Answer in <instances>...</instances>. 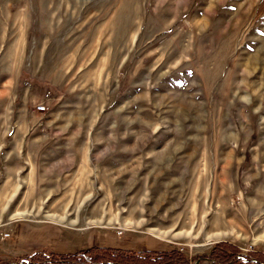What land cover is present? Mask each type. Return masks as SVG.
<instances>
[{"label":"rangeland","instance_id":"1","mask_svg":"<svg viewBox=\"0 0 264 264\" xmlns=\"http://www.w3.org/2000/svg\"><path fill=\"white\" fill-rule=\"evenodd\" d=\"M37 147L56 203L16 217L81 236L0 228V264L90 229L189 264L218 241L264 252V0H0V185Z\"/></svg>","mask_w":264,"mask_h":264},{"label":"crops","instance_id":"2","mask_svg":"<svg viewBox=\"0 0 264 264\" xmlns=\"http://www.w3.org/2000/svg\"><path fill=\"white\" fill-rule=\"evenodd\" d=\"M36 125L42 126L43 124L39 121ZM25 128L26 129L28 128V124H26ZM43 151L45 150H40V148L38 147L31 152L22 149L11 150L8 152L7 162L12 158H14V161L12 163H10L11 161H9L6 167H3V170L6 171V174L8 176L6 177V180L0 185V223H2V221L4 220L6 221L0 224V228L2 230L10 229L9 231L13 235L14 239L15 240L18 239V241L21 239V237H23L22 235L24 232L31 230L27 222L29 223L32 222L31 224L35 223L36 227L34 229H36L38 226H42L46 221L49 222L50 225H54L55 227H62L71 231L70 233L73 235L77 234L75 235L76 238L77 236H81L79 235L78 231H74L73 229L67 228L64 225L55 222L58 221L59 219L34 221L29 218L16 217V216H21V214H24L26 211H28L27 207L30 205L33 204L42 205L43 203H45V201L49 205H53V203H56L53 202L52 200L53 195L51 196V193H47L45 195L44 191L39 187V184L43 182L44 178H46L44 177V175H52L49 177H54L53 175L55 173L54 172L55 168L53 166L54 162L49 163L50 171L44 172V169L43 172L41 171L44 166H47V163L41 160L42 158L41 155L43 154ZM38 168L41 169L37 171L39 178L36 175L31 176V170L32 169L37 170ZM54 180L56 182L58 180V177H55ZM37 190L42 191L41 192L42 195L39 198H33L35 197L34 195H36ZM9 206H15V207H13L12 215H10L9 217L7 216L5 218V212ZM5 233L9 234L7 230H3L2 235ZM88 235H90L91 237V244H88V246L97 245L96 243H99L101 237H103L101 231H95L91 229L84 231V233L82 234V236H84L85 238ZM130 235L132 236L131 238L133 240H136L137 242L141 243L143 246L149 245V243H154L153 239H151L149 236H145L141 239H138L137 237H134V235L132 234ZM77 240L78 241L75 242V245L79 246V248L77 247L75 250L84 248V246L81 245L89 243L87 242L88 240L85 241L84 243L80 239ZM58 252H71V251H58Z\"/></svg>","mask_w":264,"mask_h":264},{"label":"trees","instance_id":"3","mask_svg":"<svg viewBox=\"0 0 264 264\" xmlns=\"http://www.w3.org/2000/svg\"><path fill=\"white\" fill-rule=\"evenodd\" d=\"M199 264H264L263 251L242 253L228 241H218L201 255ZM189 258L177 247L163 249H128L92 245L71 252L36 251L8 264H189Z\"/></svg>","mask_w":264,"mask_h":264},{"label":"built area","instance_id":"4","mask_svg":"<svg viewBox=\"0 0 264 264\" xmlns=\"http://www.w3.org/2000/svg\"><path fill=\"white\" fill-rule=\"evenodd\" d=\"M37 109H38L39 111H41V112L46 111V107L43 106V105H38V106H37ZM117 233H118V234H121L122 231H121L120 229H118V230H117ZM7 235H8V233L4 234V236H7Z\"/></svg>","mask_w":264,"mask_h":264},{"label":"water","instance_id":"5","mask_svg":"<svg viewBox=\"0 0 264 264\" xmlns=\"http://www.w3.org/2000/svg\"><path fill=\"white\" fill-rule=\"evenodd\" d=\"M204 257H200L198 259H196L192 264H199L201 260H203Z\"/></svg>","mask_w":264,"mask_h":264}]
</instances>
